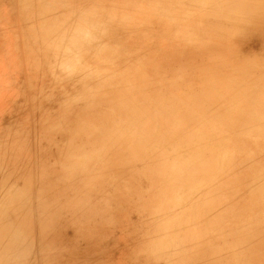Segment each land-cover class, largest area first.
<instances>
[{
    "label": "rangeland",
    "instance_id": "374dc122",
    "mask_svg": "<svg viewBox=\"0 0 264 264\" xmlns=\"http://www.w3.org/2000/svg\"><path fill=\"white\" fill-rule=\"evenodd\" d=\"M223 1L236 15V9L247 0H228L231 4L226 0L0 1V127L11 120L14 134L23 127L30 129L31 136L37 128L44 133L48 129L63 130L64 124H69L66 119L77 121L80 117L72 116L70 104L65 107L64 103L96 99L106 81L117 80L118 91L126 90L130 97L138 99L130 109L121 95L110 96L106 87V103L95 102L92 112L80 119L83 134L90 142L68 157L75 162V170L82 169L87 174L85 181L78 178L76 182L73 203L88 195L90 188L99 190L101 179L117 180L118 174L111 170L117 153L99 145V140L122 141L126 147L137 141L146 151H155L154 144L161 143L172 175H177L178 165L189 159L214 158L216 165L207 176L194 178L196 173L189 171L182 177L173 196L166 200L170 210L155 219L162 232L149 233L144 239L147 246L167 239L181 252L199 255L202 263L197 264H228L222 260L230 256L232 247L224 245L226 237L210 236L222 233L220 225L207 228L203 223L212 217L204 210L208 192L220 186L230 187L220 182L222 162L218 161L227 158L238 162L241 154L253 161L254 173L264 178V159L256 158L264 157V49L259 41L264 43V39L252 40L247 45L239 39L228 44L226 33L219 30L221 19L218 26L215 24L216 14L219 12L220 17L221 11H225ZM212 5L217 13L212 12ZM249 18L254 16L249 13ZM76 36L81 39L75 47ZM146 104L161 111L166 107L168 111L157 120L160 126L165 121L170 123L165 132L151 130L150 138L132 129L127 118L144 119ZM174 107L187 111L188 121L186 117L174 116ZM81 133V128L75 130L76 135ZM129 151L130 158L135 159L133 147ZM35 161L30 153L21 159L15 149L0 141L1 199L8 201L19 193L27 201L23 211H13L14 220L37 218L36 223L25 225L17 233L23 237L24 249L5 250L6 256L1 254L0 262L16 254L24 258L22 264H44L40 254L49 249L45 239L56 233L52 230L36 236L35 225L44 226L47 216L37 214L32 202L38 194L59 207L57 191L64 186L65 178L59 175L54 183L47 181L39 191L28 166L35 165ZM51 169H46V173ZM120 183L125 193L132 195L128 182ZM194 200L198 209L192 206ZM263 217L264 214L260 218ZM185 224L197 229L204 238L198 243V235L185 236L186 241L196 240L184 248L179 241L185 237L180 239L179 232ZM166 229H170L169 234L162 235ZM139 258V264H147L141 254ZM206 258L214 260L205 262ZM234 264H264V255L255 259L246 253Z\"/></svg>",
    "mask_w": 264,
    "mask_h": 264
},
{
    "label": "bare ground",
    "instance_id": "6f19581e",
    "mask_svg": "<svg viewBox=\"0 0 264 264\" xmlns=\"http://www.w3.org/2000/svg\"><path fill=\"white\" fill-rule=\"evenodd\" d=\"M226 1L231 4L230 1ZM222 4L226 6L223 8L225 11H221L222 16L219 17V12L217 13V9L213 5L211 10L217 13L216 26H218L217 21L219 18L221 19L219 30L226 33L225 41L228 44L239 39L241 43L247 45L252 40L264 39V0H247L243 7L236 9V15L229 10L227 3L223 1ZM249 13L254 18L250 19ZM78 37L76 36V39H74L75 47L81 39V37ZM259 41L264 49V43L261 40ZM69 61L71 63V60ZM116 83L117 80L114 83L106 81L105 86L100 88L99 94L94 100L85 103H77L74 100L69 103L65 102V107L70 104L68 108L74 112L72 116L77 118V115H80V117L77 121H73L74 118L69 121L66 119L65 121L69 124H64L63 130L52 132L48 129L44 133V131L37 128L31 136L29 134L30 129L23 127V125L22 130L14 134L11 130L14 125L11 124L13 123L11 120L0 127V141L4 140L8 148L15 149L21 159H24L30 153L31 157L36 160L35 165L28 166L32 168L31 172L39 191L42 190L44 183L47 181L54 183V179H57L59 175H63L65 178L64 186L59 187L57 191V198L60 199L59 207L52 206L50 199L40 198L38 194L33 197L32 206L35 207L36 213H43L47 216L44 226L35 225L34 232L36 236L39 238L40 235L51 233L52 230L56 232L51 239L46 237L45 240L49 249L41 252V258L44 264H139V254H141L147 264L202 263L198 260L199 255H188L185 251L181 252L176 244L167 241V239L151 246H147L144 239L149 233L159 232L155 219L161 215L163 216L164 213L168 212V209L170 210L169 206H166V200L169 198L168 196H173V189L176 184L180 183L182 177L189 171L196 173L194 178L207 176L216 165H214L215 162L212 156H200L182 162L176 169L177 175H172L173 172H171L170 165L163 153L161 143H153L155 151H146L137 141L126 147L122 141L104 142L99 140V145H106V147L117 153L111 167L112 172L118 174L116 176L117 180L112 182L101 179L99 190L90 188L88 195L80 196L76 203L71 201V198L75 195L74 191L77 187L78 178L82 181L83 178L87 177L85 170H75V162L68 158L73 154V150L81 149L90 142L88 136L83 134L84 127L79 124L80 119L92 112L95 102L103 105L106 103L105 99L109 97L108 94L105 95L103 92L106 87L110 96L121 95L120 98L126 100V104L130 109L134 107L136 100H138L134 96L130 97L126 90L118 91ZM174 90L172 88L173 92H175ZM111 107L105 106L107 109H111ZM146 107L145 120L142 117L134 120L131 116H127L132 129L150 138L151 130L158 132L163 130L165 132L170 128L169 122L165 121L163 126H160L157 120V117L168 111L166 107L162 111L149 104H146ZM172 109L174 116L185 118L187 115V111L180 110L178 107ZM87 118L92 119L88 116ZM186 120L188 121L187 117ZM86 127L90 128L89 125H86ZM78 128H81V135L75 134V130ZM28 138L31 139V143ZM129 147H133L137 154L133 160L130 158ZM239 155L242 157L238 158V162L227 160V158L218 161V163L222 162L219 165V168H221L220 182H225L226 185L230 184V187L222 188L220 186L218 189H214L213 192H208V205L206 208L204 207L205 211L212 214L210 220L206 218L203 221L204 225L208 228L217 223L222 228L220 235L210 233V236L213 235L216 239L226 237L224 245H232L229 249L230 256L222 260L223 263L228 264L236 263L237 259L244 258L246 253L255 259H259L261 254L264 255V217L263 219L260 218L264 214V178L260 174L254 173L253 161L249 157L245 159V156ZM242 158L243 160H241ZM256 158L264 159L263 156ZM76 161L78 160L76 159ZM50 167H52L51 172L46 173V169ZM121 180L128 182L132 195L125 193L123 185L120 183ZM80 183L79 185L82 184ZM199 188L202 187L199 186ZM13 193H16V191ZM1 197H3L2 192H0V255L4 254L6 256L5 250L24 249L23 237L17 233H21V229L25 225L36 223L37 218L34 216L33 218H21L15 221L13 211H23L27 200L19 193L10 196L12 201H4ZM102 200L105 201L104 204ZM189 200L187 203H189ZM134 202L135 205H133ZM192 206L199 208L196 200L193 201ZM176 217L178 218V216ZM39 230L45 233H37ZM169 230L163 231L162 235L169 234L167 233ZM192 234L200 235L197 229L185 224L179 232V238ZM186 237L179 241V244L184 248L195 243L196 240V238H192L191 241H186ZM203 238L199 236L198 243ZM23 259L17 257L16 254H11V258L7 256L0 264H22ZM213 260L214 258H209L205 262Z\"/></svg>",
    "mask_w": 264,
    "mask_h": 264
}]
</instances>
